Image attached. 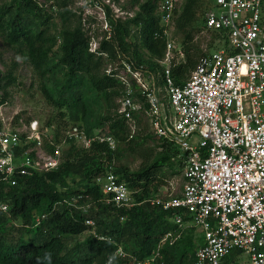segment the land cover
Returning a JSON list of instances; mask_svg holds the SVG:
<instances>
[{
    "label": "built area",
    "instance_id": "1",
    "mask_svg": "<svg viewBox=\"0 0 264 264\" xmlns=\"http://www.w3.org/2000/svg\"><path fill=\"white\" fill-rule=\"evenodd\" d=\"M186 2L157 0L162 38L167 40L165 57L159 61L163 85L151 74L155 83L148 87L144 66L124 68L116 75L125 87L118 113L132 134L137 132V117L146 115L154 135L182 153V196L150 201L175 211L173 220L180 231L169 233L162 243H176L188 224L200 238L194 264H264V0H211L204 30L219 35L218 44L201 55L187 81L177 86L172 68L185 61L171 31ZM134 80L148 106L137 96ZM74 131L66 133L65 142L76 138L86 149L97 141L117 148L112 137ZM44 135L37 121L26 128L14 123L0 127V187L17 186V176L34 177L60 168L63 146L51 142L54 150L46 153ZM98 181L109 205L127 210L136 206L133 190L112 170ZM0 210L8 213L9 206L0 201ZM46 219L47 215L38 217L37 226ZM86 224L95 225L92 220ZM160 250L161 246L151 257L134 261L156 264ZM127 257L119 247L106 264Z\"/></svg>",
    "mask_w": 264,
    "mask_h": 264
},
{
    "label": "trees",
    "instance_id": "2",
    "mask_svg": "<svg viewBox=\"0 0 264 264\" xmlns=\"http://www.w3.org/2000/svg\"><path fill=\"white\" fill-rule=\"evenodd\" d=\"M202 1L187 0L177 20L179 30L185 31L196 22ZM106 10L112 24L111 36L102 42L99 51H90V39L81 27L74 30L68 25L62 33L61 57L57 60L53 56L52 46L56 39H51L48 29L51 17L36 1L14 0L0 6V32L7 43L10 46L24 45L32 66L44 81L53 83V88L46 82L43 85L47 101L60 110H72L74 120H79L81 116L89 137H93L95 129H101L106 137H112L117 143L116 150L108 143L99 141L94 142L90 149H80L70 141L72 150L64 157L58 170L34 177L17 176L18 184L14 187L1 185L0 201L9 206V212L0 210V264H106L119 247L128 257L117 259L115 264H136L134 258L145 260L160 246V258L156 264H194L200 243L196 230L186 229L182 238L174 244L170 241L162 243L166 235L180 231L173 220L175 211H166L163 206L150 202L151 193L157 189L155 182L159 178L158 174L163 168L175 174L182 172V153L175 145L154 135L161 151L153 162L148 160L150 164L134 174H130L128 169L115 173L133 190L136 206L127 210L103 205L107 197L96 180L112 169L119 145L130 146L131 151L145 146V138L137 132L132 134L126 119L117 114L119 106H115L116 115L110 113L104 120H100L93 112L88 92H93L98 99L102 98L111 108L114 107L115 99L125 92L123 83L116 77L124 73L125 69L110 75L102 73L105 65L103 54L116 62L126 60L130 63L129 54L133 52L134 68L144 66L148 74L162 75L164 68L159 61L164 59L167 50V40L162 38L157 0L147 1L142 6V13L126 22L114 20L112 11L108 7ZM131 24L140 27V47L131 41ZM199 24L204 30V17ZM213 35L215 41L218 40L219 35ZM187 39H192L191 34H188ZM138 48H142L149 60L142 56ZM186 55L185 63L172 68L177 86L187 81L198 64L189 50ZM2 77L0 73V91ZM9 78L5 96L0 98V106L5 104L9 95L8 86L16 81L12 75ZM159 84L163 85L162 78ZM135 87L139 88L136 90L137 96L148 106L140 87ZM140 117H137V121ZM50 149L53 152L54 148ZM78 180L84 186V191H79L82 197L74 207L70 200L78 193L61 189L67 188L69 181ZM89 198L92 199L90 204L100 203L98 211L86 209ZM5 215H9V218ZM43 215H47V219L37 226L38 217ZM88 220H94L102 227L101 238L89 237L79 243L78 239L88 232ZM189 220V216H186L185 221ZM236 255L230 256L229 261Z\"/></svg>",
    "mask_w": 264,
    "mask_h": 264
},
{
    "label": "rangeland",
    "instance_id": "3",
    "mask_svg": "<svg viewBox=\"0 0 264 264\" xmlns=\"http://www.w3.org/2000/svg\"><path fill=\"white\" fill-rule=\"evenodd\" d=\"M14 0H3L0 6L9 4ZM36 1L40 8L51 17V22L49 24V34L51 39H56L53 41V56L60 59L61 57V37L63 31L71 26L75 28L81 27L84 30L87 37L90 39L91 52L97 53L101 47L102 42L109 39L111 36L112 24L111 20L107 15L106 7H108L114 16V20H120L123 22L134 20L139 13H142V6L149 0H34ZM211 0H203L199 4V9L197 11L196 22L192 26H189L185 31L179 30L176 27L172 29V36L176 45L177 52L183 53L182 62L187 61L186 51H190V54L199 61L202 54L207 51L213 50L218 42L216 43L213 33L207 32L206 30H201L199 24L202 18L206 15L207 11L210 9ZM131 41L134 45L140 47V27L138 28L135 24H131ZM188 34H191V40H188ZM56 43V44H55ZM139 49V48H138ZM142 48L139 49V52ZM142 56L149 60V56L142 51ZM179 54V60L182 56ZM104 55V67L102 73L107 75L112 74L115 71H121L123 68H129V65H133L134 53L129 54L130 61L122 60V62H116L111 58H108L106 54ZM184 62V63H185ZM122 66V67H121ZM134 66V65H133ZM126 69V70H127ZM0 73L3 76L2 89L0 91V98L5 96V87L10 81L9 76L16 79L15 83L8 86L7 92L9 93L5 104L0 106V122L2 126L4 124L14 123L15 126L26 128L29 127L30 123L37 121L44 133L45 142L44 147L47 149L46 153L52 152L53 146L50 144L54 142L58 145L63 146L61 148L62 152V162L64 157L72 150V143L70 140L65 142L64 138L66 133L69 131L75 132V129L80 132L85 131L81 120H74L73 111L70 109L60 110L52 106L46 99L43 92V85L46 82L50 88H53V83L44 81L40 76L39 72L32 66L28 51L24 45L10 46L4 35L0 32ZM144 83L150 87L153 83H157L160 79V74H153L155 76V82L150 79V74L147 72L143 73ZM61 77V76H60ZM134 89L138 90L135 86L138 85L137 81H133ZM158 87V85H157ZM118 91V90H116ZM93 92H88L87 97L91 100L93 105V112L100 120H104L110 113L116 115L115 106H119V101L122 98L118 97L113 103L114 107L111 108L102 98L98 99L95 97ZM118 114V112H117ZM139 126L137 125V133L141 137L145 138L144 148H138L137 151H131L130 146L119 145L118 153L114 156L112 165V172L116 173L122 169H128L130 174H134L142 170L145 166L153 162L154 158L160 153L159 142L155 140L154 133L149 126V118L143 115L138 119ZM85 125V124H84ZM136 130V129H135ZM93 137H104L107 136L102 132L101 129L94 130ZM87 134V133H86ZM88 135V134H87ZM74 139V145L80 149H86L83 140ZM48 153V154H49ZM150 163H148L149 161ZM110 166V167H111ZM155 189L151 193L150 199L152 201L160 200L162 202L170 201L175 198H180L183 194V172L175 174L168 168H163L158 174ZM100 178V177H99ZM98 178V179H99ZM96 180V184L100 182ZM81 181L73 182L69 181L66 185L67 188H62L61 190L67 191L70 189L73 192H77L78 196L71 198L70 202L72 206L76 207L77 202L81 199L79 194L84 191V186L80 184ZM134 198V197H133ZM150 200V201H151ZM89 206L86 207L87 210L100 209L98 203H93L92 199H87ZM3 202V201H2ZM105 202V201H104ZM104 206H108V203H104ZM135 202V199H134ZM5 203V202H4ZM87 211L85 208H83ZM9 218V215H5ZM95 225L88 226V232L81 236L78 241L79 243L86 241L89 237L101 238L102 227L98 226L97 223L92 220ZM11 223L17 228L19 225L15 222ZM188 224L185 225V229H189ZM126 253V252H125ZM127 254V253H126ZM247 261V259H243Z\"/></svg>",
    "mask_w": 264,
    "mask_h": 264
},
{
    "label": "crops",
    "instance_id": "4",
    "mask_svg": "<svg viewBox=\"0 0 264 264\" xmlns=\"http://www.w3.org/2000/svg\"><path fill=\"white\" fill-rule=\"evenodd\" d=\"M122 248V247H121Z\"/></svg>",
    "mask_w": 264,
    "mask_h": 264
}]
</instances>
